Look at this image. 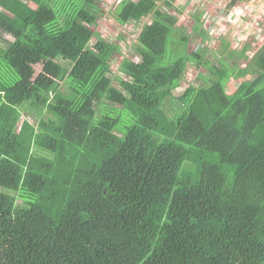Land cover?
Returning a JSON list of instances; mask_svg holds the SVG:
<instances>
[{"label":"trees","instance_id":"16d2710c","mask_svg":"<svg viewBox=\"0 0 264 264\" xmlns=\"http://www.w3.org/2000/svg\"><path fill=\"white\" fill-rule=\"evenodd\" d=\"M94 2L0 0V63L18 77L0 78V264H264V45L245 69L213 53L174 97L208 56L165 60L176 18L126 1L120 25L152 22L116 86Z\"/></svg>","mask_w":264,"mask_h":264},{"label":"rangeland","instance_id":"374dc122","mask_svg":"<svg viewBox=\"0 0 264 264\" xmlns=\"http://www.w3.org/2000/svg\"><path fill=\"white\" fill-rule=\"evenodd\" d=\"M76 0H67V2H75ZM114 0H95L94 3L92 4H88L87 8L92 10L93 12H95V20L94 22L91 24V30H95L96 32H98V36L96 37L94 40L98 41V40H103L106 43H110L112 45H115L118 47L119 52L115 53V56L111 59L112 61L110 62L111 68L109 70L108 73V77L111 78V80L114 82V84L117 86V81L124 78L123 72L127 73V71L124 69V67L122 66L124 61H130V62H138L140 61L141 55L138 52V43L137 42V37L139 35V32L141 31V29H143L144 27L147 26L146 23H151L152 22V17L151 15H147L145 16L141 21H140V25H137V23H135L133 20L128 21L127 23H125L124 25H120L119 22L117 21V16H116V5L113 2ZM120 1V0H118ZM126 1H137V0H122V4H124ZM224 4L229 2L228 1H224L221 0ZM156 2V8H160L161 10L165 8V1L164 0H155ZM202 3V2H200ZM76 4L79 5V1L76 2ZM203 5H207V1H205L204 3H202ZM32 5V4H30ZM55 6L57 7H65L68 8V5H66L65 1H62L60 3H58V1L56 2ZM55 6H52L53 8H55ZM165 10V9H164ZM241 10L237 11L239 14H237V24L241 25V26H256V24L260 23V19L263 18H252L251 20H249L248 17H245V15L243 14L242 16L240 15ZM167 12L168 14H170L171 16L176 18V25L175 28L173 29V32L169 39V43H168V57L165 56L164 59L167 60V58L170 57L171 60H174L176 58H178L179 56L183 55L184 53H188V51H192V52H197L198 54H204L205 51H207L208 53L206 54V56H208L206 58V61L203 62V68L202 66L198 67V65H196V63L194 62H189L187 67L185 68V74L182 75L179 83H178V88L174 89L175 92L174 97H177V93L181 92L183 93L187 86H196L199 83V80L197 79V76L199 75V73H204L205 70H207L209 68V66H211L212 63L215 64L213 58H212V54L211 52L214 51L216 49L215 46L210 45L209 48L207 49L206 47H204L202 45L201 48V43H198V45H196L195 40H193L191 38V31L189 29H187V24L186 23H182L181 24V28H178V24L181 21V16H178L177 13L178 12H174L171 11L167 8ZM199 15V12L197 13V16ZM202 15V14H201ZM203 19H205L204 15L202 16ZM211 19V18H210ZM216 22V17H214V21L213 23ZM145 23V24H143ZM220 23L222 24L223 27H228L229 26V21H225L224 19L220 20ZM143 24V25H142ZM141 26V27H140ZM260 30V29H259ZM249 33V36L252 37L251 31H247ZM258 36V35H257ZM182 37H186L187 38V43L186 42H182L181 39ZM256 37V36H255ZM173 38H176L173 39ZM5 39L13 41L12 37L10 36H5ZM132 40V41H131ZM253 41V40H252ZM211 44V43H210ZM250 44V42H249ZM220 46V44H219ZM256 50H259L263 45L261 44H257L255 45ZM199 48H201V50H199ZM207 49V50H206ZM224 49H227L224 54L222 53V49L220 47L219 51L221 54L228 56L232 55V57L235 60H238L239 57L237 56L236 52H237V47L235 49L230 48L229 46H227L225 44ZM235 52V53H234ZM186 53V54H187ZM170 54V55H169ZM167 55V54H166ZM205 57V55H204ZM213 60V61H211ZM231 67V69H233V65L239 69H244V64L247 65L248 63H243L241 65L234 64V60H232L230 63H228ZM242 67V68H241ZM35 69V77L41 72L42 70V65H35L34 66ZM251 76V75H250ZM246 77V76H245ZM244 77V78H245ZM0 78H2L3 80H7V79H13V83L18 79L17 75L14 73V71L12 69H10L6 64L4 63H0ZM252 78V77H251ZM224 84L226 85V92L228 95H231L233 92H235V88L240 84V81L238 78H235L233 75H231V73H228L225 77H224ZM238 84V85H237ZM60 88L61 91L66 93V91L68 90L66 88L65 83L64 84H60ZM180 93V94H181ZM165 101V103H164ZM162 103V109L168 114L169 111L174 110L173 105H170L169 100L166 98ZM171 109V110H170ZM22 112V119H26L28 120L31 124H36L37 121L40 118H48L47 114L45 113L44 110L41 109H30L28 106H25L24 108L21 109ZM111 116H114L111 114ZM9 194L11 195H15L13 192H9Z\"/></svg>","mask_w":264,"mask_h":264},{"label":"crops","instance_id":"0c3cea01","mask_svg":"<svg viewBox=\"0 0 264 264\" xmlns=\"http://www.w3.org/2000/svg\"><path fill=\"white\" fill-rule=\"evenodd\" d=\"M164 1L166 3L164 8L166 13L167 8L171 11L178 12L177 15L181 16V21L177 27L181 28V24L186 23L188 26L187 29L191 31V38L195 40L196 45L201 43V46L203 45L207 49L210 45L216 47L211 54L216 53L220 57V47L223 54L227 50L224 49L225 44L233 49L237 47L236 54L239 59L234 60L237 64L239 63L240 65L241 63L242 65L243 63H248L258 52L256 50L258 48L255 45L258 43L264 45V0H229L225 4L221 0H170L169 7H167V0ZM205 1H207V5L202 4ZM113 2L116 8H118L117 6L122 3V0H114ZM239 10L243 12L240 15L242 16L244 14L249 20L252 18L257 19V17L263 19H260V23L256 24L257 28L251 25H238L236 15L239 14L237 12ZM198 12L199 15L197 16ZM203 15L205 19H203ZM214 17H216L215 23H213ZM221 19L229 21V26L223 27L220 23ZM247 31H251L252 37L249 36ZM173 39L176 40V38ZM207 53L205 51V57ZM242 54L244 57L240 58ZM246 67L247 65L244 64V69ZM246 77L251 78L250 74Z\"/></svg>","mask_w":264,"mask_h":264},{"label":"built area","instance_id":"2783aa9c","mask_svg":"<svg viewBox=\"0 0 264 264\" xmlns=\"http://www.w3.org/2000/svg\"><path fill=\"white\" fill-rule=\"evenodd\" d=\"M180 93H181V92H178L176 96L178 97L179 95H181Z\"/></svg>","mask_w":264,"mask_h":264},{"label":"clouds","instance_id":"9594fccd","mask_svg":"<svg viewBox=\"0 0 264 264\" xmlns=\"http://www.w3.org/2000/svg\"><path fill=\"white\" fill-rule=\"evenodd\" d=\"M194 40V39H193Z\"/></svg>","mask_w":264,"mask_h":264}]
</instances>
